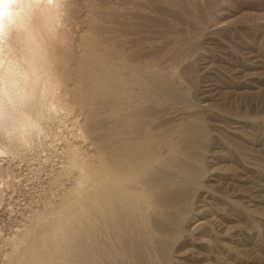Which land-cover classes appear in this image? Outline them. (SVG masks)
<instances>
[{
    "label": "rangeland",
    "instance_id": "1",
    "mask_svg": "<svg viewBox=\"0 0 264 264\" xmlns=\"http://www.w3.org/2000/svg\"><path fill=\"white\" fill-rule=\"evenodd\" d=\"M188 1L211 10L190 40L199 45L191 42L197 47L182 62L194 60L197 68L188 110L203 111L217 142L204 153L203 187L169 264H264V0ZM89 3L72 2L75 17L65 22L67 34L55 52L57 70L62 60L69 67L59 88L67 112L56 115L32 153L0 154V264H75L68 248L83 240L84 229L91 235V203L87 210L81 202L85 183L69 163L71 154L92 162V139L108 128L104 109L90 106L107 88L98 68L107 64V40L90 20ZM82 66L94 67L102 81L77 78ZM183 109L165 115L179 117ZM84 193L89 197V185Z\"/></svg>",
    "mask_w": 264,
    "mask_h": 264
},
{
    "label": "bare ground",
    "instance_id": "2",
    "mask_svg": "<svg viewBox=\"0 0 264 264\" xmlns=\"http://www.w3.org/2000/svg\"><path fill=\"white\" fill-rule=\"evenodd\" d=\"M73 1L36 0L32 22L33 43L39 47L38 38L52 57L47 53L44 59L47 98L58 116L67 112L59 88L68 81L69 67L62 60L57 70L55 52L67 34L65 22L75 17ZM53 4L66 13L62 26ZM88 10L90 20L99 24L95 30L101 40H107V64L98 66L107 76V88L90 106L104 109L108 128L92 139V162L69 155L78 183H85L81 202L87 210L91 203L92 220L91 235L84 229L83 240L68 253L75 264H169L203 185L204 153L217 142L203 111L188 110L197 68L194 60L182 63L194 53L188 48L199 45L193 40L197 45L192 47L190 40L209 22L211 10H199L188 0H90ZM26 39L21 37V46ZM93 68L77 67V78L89 74L101 82ZM178 107L185 108L179 117L177 111L165 115ZM94 115L90 112L88 119ZM88 185L89 197L84 193Z\"/></svg>",
    "mask_w": 264,
    "mask_h": 264
},
{
    "label": "clouds",
    "instance_id": "3",
    "mask_svg": "<svg viewBox=\"0 0 264 264\" xmlns=\"http://www.w3.org/2000/svg\"><path fill=\"white\" fill-rule=\"evenodd\" d=\"M60 13L62 26L66 13ZM36 0H0V149L9 154L32 153L51 132L55 113L47 98V48L35 35L32 22ZM21 37L27 38L21 46ZM38 54V55H37Z\"/></svg>",
    "mask_w": 264,
    "mask_h": 264
}]
</instances>
